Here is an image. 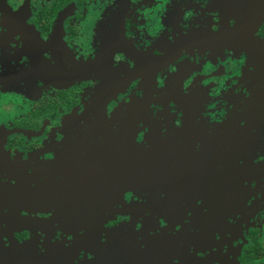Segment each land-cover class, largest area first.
Listing matches in <instances>:
<instances>
[{"label": "flooded vegetation", "instance_id": "flooded-vegetation-1", "mask_svg": "<svg viewBox=\"0 0 264 264\" xmlns=\"http://www.w3.org/2000/svg\"><path fill=\"white\" fill-rule=\"evenodd\" d=\"M0 28V264H264V0H0Z\"/></svg>", "mask_w": 264, "mask_h": 264}, {"label": "snow or ice", "instance_id": "snow-or-ice-1", "mask_svg": "<svg viewBox=\"0 0 264 264\" xmlns=\"http://www.w3.org/2000/svg\"><path fill=\"white\" fill-rule=\"evenodd\" d=\"M29 23H31V21H29ZM6 31H7L6 28H0V45H3L4 43H6V42L3 40L4 32H6ZM258 35L261 37L260 42H261L262 44H264V29H262L261 32H260ZM16 39H17V41H18V40L20 39V37H17ZM43 39H44V40H47L48 38H47V37H43ZM12 47L15 48V44H13ZM41 52L44 53L45 50H44V49H41ZM16 59L18 60L19 57L17 56ZM26 59L31 60V57H26ZM76 59H79V57H77ZM20 63H21V66H23V62L21 61ZM42 63H43L44 65H46V66L51 67V66L54 64V59H52V58H46V59H43ZM93 78H94V77H93ZM44 83L46 84L47 81H44ZM177 123L179 124V122H177ZM251 130H252V131H255L254 128L251 129ZM47 159H52V157L49 156V157H47ZM248 160H249V161H252V158L249 157ZM260 160H261L262 162H264V155H261V156H260ZM253 163H254V162H253ZM237 165H238V167L243 168L244 165H245V161H244V159H243V158H237ZM2 175H3V173L0 172V176H2ZM242 182H243L244 184H248V183H250V181H249V179H248L247 177H242ZM11 184L14 185V184H15V180H12V181H11ZM3 187H4L3 182L0 181V188H3ZM129 195L131 196L132 194L129 193ZM125 199H126V197H125ZM193 200L196 201V200H198V198H197V197H193ZM200 209H202L204 212H207V211H208V207H207V205H205V204H201V205H200ZM5 211H6V209H5L2 205H0V236H3V227H2V226H3V223H4L3 215H4V212H5ZM32 211H33V212H36L37 210L34 209V210H32ZM43 211L46 212L48 216H51V215L53 214V211H52V210H49V209H47V208H45ZM194 213H195V209H194V210H189V209L185 208V209H184V215L181 216L180 221H178L177 223L184 224L185 227H187V226H188V220H190V219L192 218V216L194 215ZM21 215H22V216H27V212L25 211V212L21 213ZM122 219H127V217H123ZM44 222H49V223H50V221H47L46 218H45ZM119 224H120V220H116V219H114L113 222H112V224H110V225H105V227H106V228H112L113 225H119ZM171 226H172V222L170 221V222H169V227H171ZM134 227H135L136 229H139V228H140V225H136V224H134ZM113 230H115V229H113ZM67 231H68V230L65 229V233H67ZM86 231H87V230L84 229V232H85V233H86ZM143 231L145 232V231H147V229L144 228ZM154 231H156L157 233H159V232H167V231H168V228H164V227L162 226V224H161L160 226H157V227L154 229ZM133 234H134V236L139 237L142 233H141V231H134ZM73 235H76V233H73L72 235H67V236H66V240H65L64 238H59V237H58V238L61 240V244H62V246H63L65 249L68 247V244L72 242V240H73ZM82 235H83V234H81V236H82ZM23 239H28V237L25 236V237H23ZM216 239L219 240L220 237L217 236ZM97 243H98L99 245L106 246V245H104V243H103L102 241L99 240V237H97ZM138 244H139V246H140L141 248L144 247V244H143L142 241H138ZM0 247H4V245H3V241H2V240H0ZM209 247H210V246H209ZM82 248L84 249L83 252H81V249H82ZM200 251L202 252L203 249H201ZM86 252H93V249L90 248V247L81 246V247H79L78 250L75 252L74 256L76 255V253H80L81 256L84 258V264H93V262H94V257L97 255V253L93 252V255H92V256H85L84 253H86ZM172 260H173V257H172V256H169L168 259H167L166 264H172Z\"/></svg>", "mask_w": 264, "mask_h": 264}, {"label": "rangeland", "instance_id": "rangeland-1", "mask_svg": "<svg viewBox=\"0 0 264 264\" xmlns=\"http://www.w3.org/2000/svg\"><path fill=\"white\" fill-rule=\"evenodd\" d=\"M135 128H136V125H133V124H127V122H124L123 124V128L120 129V135L122 137V140H126L127 136H124L123 134H127V135H132L133 131L135 133ZM109 130V129H108ZM109 134H104L102 137L106 140V141H111V138L109 136ZM134 137V135H133ZM92 150V149H91ZM149 151H152L151 149H149Z\"/></svg>", "mask_w": 264, "mask_h": 264}]
</instances>
